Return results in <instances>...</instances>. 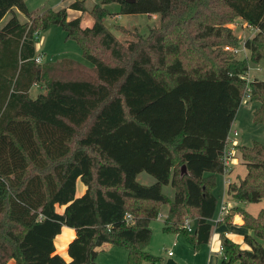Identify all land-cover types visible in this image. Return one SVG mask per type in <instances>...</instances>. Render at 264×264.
I'll return each mask as SVG.
<instances>
[{"label":"trees","instance_id":"obj_1","mask_svg":"<svg viewBox=\"0 0 264 264\" xmlns=\"http://www.w3.org/2000/svg\"><path fill=\"white\" fill-rule=\"evenodd\" d=\"M107 3H117L120 15H155L157 25L124 44L104 25L109 12L100 5L90 12L92 27L82 29L65 10L34 14L23 0H0V22L11 15L0 27V264H95L106 245L124 247L127 264H161L146 248L162 206L163 230L184 235L197 251L211 238L215 176L247 87L258 104L252 121L264 124V80L239 78L250 64L264 65V0ZM234 19L255 30L244 43L247 58L224 50L239 48L227 27ZM50 26L76 41L92 67L37 64L34 35ZM35 86L43 92L31 98ZM239 148L246 174L227 194L260 203L264 144ZM141 172L155 183H138ZM78 180L85 193L77 198ZM167 185L173 201L162 192ZM238 212L249 250L224 237L219 264H264V209ZM186 219L196 223L191 233ZM64 227L76 235L68 261L54 246Z\"/></svg>","mask_w":264,"mask_h":264},{"label":"rangeland","instance_id":"obj_2","mask_svg":"<svg viewBox=\"0 0 264 264\" xmlns=\"http://www.w3.org/2000/svg\"><path fill=\"white\" fill-rule=\"evenodd\" d=\"M27 10L30 13L40 14L47 10L59 11L65 10L67 20H74L81 17L85 13V17L91 15L90 12L95 5L104 7L109 16L105 17L104 25L111 31V33L124 44L135 40V36H146L149 30L157 25V19L153 20L147 15H131L124 16L118 14L119 5L117 3L103 4L104 0H23ZM82 4L83 10L77 11L72 7L73 3ZM119 18H114L117 16ZM92 17V16H91ZM11 18L7 14L0 22V27H3ZM17 19L20 22H26L27 18L18 14ZM84 19V18H83ZM127 27V28H122ZM133 27L136 29L133 30ZM231 29L233 35L237 38L239 44V53L236 58L243 59L249 57L250 53L243 49L246 40L255 35V30L249 27L240 19H234L232 23L227 25ZM35 53L41 58V63H59L64 60H72L83 67H92L83 56L78 43L72 39H68L66 33L59 26H50L39 33V39L35 42ZM249 71L250 79L264 80V65L262 62L257 64H250ZM43 92L42 86H35L30 91L31 98H35L39 93ZM258 107L257 103L250 102L246 96L241 100L240 106L236 112L231 129L228 133L230 139H234L239 147H250L254 143L264 144V124H254L252 115L254 110ZM237 133L233 137V132ZM237 147L235 152L236 164L228 177L231 183H239L245 176L246 168L241 158L240 148ZM216 186L213 194L217 199V212L222 202L229 206V224H232V219L240 212L238 210H245L256 215L258 210L264 207V200L257 204H248L238 202L230 196L227 198L224 176L216 175ZM230 183V184H231ZM173 200V199H172ZM235 206V207H233ZM237 207V208H236ZM237 209V210H236ZM168 206H162L160 215L157 219L150 221L148 227L151 231V240L146 248V252L155 258H159L161 264H167L172 261L174 264H219L221 255L218 254L219 246L222 245L223 238L209 240V243L201 246L197 251L194 250L191 241L182 234H175L172 232H165L163 230L164 221L167 214ZM217 215V213H216ZM215 215V216H216ZM195 222L191 221L190 227L193 232ZM222 226L217 229L212 227V234L220 232ZM232 233L228 240L237 244L241 250H249V247L243 242L244 229L241 227L232 228ZM192 234H190L191 236ZM171 252L172 256H168ZM127 250L120 246L106 245L102 247L97 254L95 264H127ZM141 264H148L143 261Z\"/></svg>","mask_w":264,"mask_h":264},{"label":"crops","instance_id":"obj_3","mask_svg":"<svg viewBox=\"0 0 264 264\" xmlns=\"http://www.w3.org/2000/svg\"><path fill=\"white\" fill-rule=\"evenodd\" d=\"M77 11H79V10H77ZM84 15H85V13L82 14L81 17H79L81 28L82 29L91 28L92 25H93V19H92L91 15H88L86 17ZM128 16H131V15H128ZM148 17L152 18L153 20L157 19V16H155V15L148 16ZM114 18H119V17L115 16ZM122 28L125 29L127 27H122ZM134 29H136V27H133V30ZM236 144H237V147H239L237 142H236ZM236 150H237V148H236ZM136 181L138 183H140L141 185H144V186H150V185H153L155 183V179L152 176H150L149 174L145 173V172L139 173L137 175V177H136ZM225 187H226V194H227V185H225ZM162 192L168 197V199L170 201H173L172 199L174 198V190H173V188L170 185L163 186L162 187ZM84 193H85V186L82 184V182L80 180H78L77 183H76V197L77 198L81 197ZM227 198H229L228 194H227ZM225 202H227V201H225ZM233 207H235V206H233ZM245 209H244V211H246ZM262 209H264V207L260 208L258 210L257 214ZM59 211L61 212L62 210L59 209ZM216 213H217V211H216ZM252 216H254V215H252ZM229 222H231V221L228 220V224H220V225L214 227V228L217 229L218 227L222 226L223 228H222V230L219 233L217 231L214 232L213 235H211L210 240H214V239H221L222 240V238H224V237L227 238V237H229L231 235V233L233 231L232 230L233 226L234 227L235 226L236 227H241V225H242L241 217L238 216V215H236L232 219V224L231 225L229 224ZM75 236L76 235H75V231L74 230L64 227V228H62L61 233L54 240L55 254L61 256L65 261H68L67 246H68V244L71 241H73ZM242 239H243V237H242ZM7 264H16V263H15V261L10 260V261L7 262Z\"/></svg>","mask_w":264,"mask_h":264},{"label":"built area","instance_id":"obj_4","mask_svg":"<svg viewBox=\"0 0 264 264\" xmlns=\"http://www.w3.org/2000/svg\"><path fill=\"white\" fill-rule=\"evenodd\" d=\"M38 39H39V33H36L34 35L35 42ZM243 49L245 50L244 45H243ZM224 50L230 51V52L234 53L235 55H237L240 52L239 49H236V48L234 49V48H230V47H224ZM34 61L37 64H41V58L38 57L37 55L35 56ZM250 70H251V67L248 68L247 72L244 75L239 76V78L242 81H245L246 84H249L250 82L254 81L253 79H250V75H249ZM244 96H246V98L249 100V88L248 87L246 89V94ZM236 136H237V133L234 131L233 137H236ZM236 148H237L236 141L234 139H230L229 136H227L226 141H225V148H224L223 154L221 156V161L223 164L222 176H224L225 185H227V186L231 183L230 180L228 179V177L231 175L234 166L237 165L236 164V158H235ZM228 205L225 202L221 203V206L219 208V211L217 212V215L215 214L216 216H214L213 219L211 220L212 226L216 227L220 224H226V222H228L227 218H228L229 213H230ZM126 219L128 222H131L130 216H127ZM190 224H191V220L186 219L184 221V228L189 233L192 232ZM222 253H223V247H222V245H220L219 250H218V254L222 255ZM168 256L169 257L172 256V253L169 252Z\"/></svg>","mask_w":264,"mask_h":264},{"label":"water","instance_id":"obj_5","mask_svg":"<svg viewBox=\"0 0 264 264\" xmlns=\"http://www.w3.org/2000/svg\"><path fill=\"white\" fill-rule=\"evenodd\" d=\"M131 1L133 0H126V2H131ZM181 170L182 172H186V168L184 166L181 168ZM167 264H174V263L172 261H169Z\"/></svg>","mask_w":264,"mask_h":264}]
</instances>
